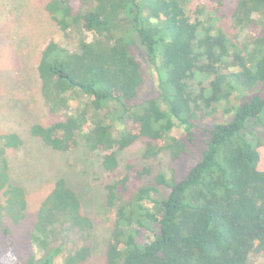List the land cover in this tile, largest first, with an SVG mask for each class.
<instances>
[{
	"label": "trees",
	"instance_id": "1",
	"mask_svg": "<svg viewBox=\"0 0 264 264\" xmlns=\"http://www.w3.org/2000/svg\"><path fill=\"white\" fill-rule=\"evenodd\" d=\"M189 2L46 4L57 29L77 41V49L70 50L50 40L38 65L47 105L63 116L33 124L30 133L55 151L76 148L81 135L90 150L103 152L107 170L116 169L117 154L137 141L144 143L148 160L164 150L177 159L188 152L196 120L223 104L232 112L207 129L201 156L183 177L156 176L157 183L168 187L167 194H159L152 183L128 186L130 172L107 185L106 204L115 217L106 264H253L252 256L264 255V153L244 135L248 121L259 122L264 113V23L259 25L264 0H236L230 8L235 30L258 31L248 32L241 43L217 25L213 13L204 16L205 5L197 6L192 18ZM224 5L218 0L214 12L227 15ZM137 51L157 72L158 96L135 104L144 82ZM197 77L209 79L208 84L194 88L191 80ZM239 92L244 100L234 104ZM80 97V104L73 103ZM176 126L187 131V140L172 135ZM22 144L17 133H0V195L5 197L0 215L15 222L24 219L28 201L25 189L12 182L4 152ZM148 171L138 169L136 177ZM35 223L39 229L35 224L31 235L41 258L13 253L0 264H56L58 258L62 264H81L89 258L88 245L68 250L54 243L58 225L69 223L85 236L94 228L65 178L56 180Z\"/></svg>",
	"mask_w": 264,
	"mask_h": 264
},
{
	"label": "rangeland",
	"instance_id": "2",
	"mask_svg": "<svg viewBox=\"0 0 264 264\" xmlns=\"http://www.w3.org/2000/svg\"><path fill=\"white\" fill-rule=\"evenodd\" d=\"M47 1L0 0V133L15 132L23 140L22 145L8 148L4 155L8 160L12 182L25 189L28 201L23 220L15 222L8 216L0 215V228L3 227L2 231L0 230V261L13 253L18 257L34 253L37 258H41L42 251L34 244L32 238L35 237L31 232L42 202L53 189L56 180L65 178L80 195L83 212L93 220L94 228L85 236L69 223L58 225L54 243L65 245L68 250L88 245L91 254L81 264H106L107 242L115 217L114 209L106 204L107 185L130 172L131 181L127 182L128 186L139 187L152 183L159 194H167L168 187L157 183L156 176L162 172L168 178L183 177L200 158L207 129L216 121L228 120L232 112L227 113L225 107L228 104H223L205 119L196 120L197 124L192 130L194 139L187 141L188 152H182L177 159L172 158L168 150H164L157 157L148 160L143 157L144 143L137 141L117 154L116 169L107 170L102 161L103 152L90 150L81 135L76 148L64 152L55 151L30 133L33 124H48L63 116V112H51L47 105L41 90L38 65L42 51L50 40H56L70 50L77 49V41L73 36L67 37L57 29L46 8ZM217 1L190 0L187 13L195 18L197 6L205 5L204 16L208 17L213 13L217 17V25L233 34L239 43L243 42L248 32L256 35L258 31L254 27L239 32L231 26L230 8L235 6L236 0H224L223 11L227 15L214 12ZM263 23L262 19L259 25ZM87 37L91 39L93 34L87 33ZM136 53L144 66V82L133 102L138 104L158 96V75L138 51ZM202 79L204 83L199 84ZM208 81L209 79L202 77L191 80L196 89L207 85ZM239 94L240 92L233 97L234 104L244 100ZM81 98H76L73 103L80 104ZM172 135L184 140L189 137L181 126H176ZM244 135L264 153V113L259 122L253 118L248 121ZM128 164H133L134 167L128 169ZM138 169L149 171L141 177H136ZM4 203L5 197L0 195V204ZM5 227L7 234L4 232ZM35 228L39 229L37 224ZM251 259L253 264H264V255L252 256ZM56 261V264H62V258Z\"/></svg>",
	"mask_w": 264,
	"mask_h": 264
}]
</instances>
